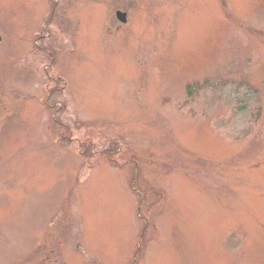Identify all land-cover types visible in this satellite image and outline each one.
<instances>
[{"label": "rangeland", "instance_id": "obj_1", "mask_svg": "<svg viewBox=\"0 0 264 264\" xmlns=\"http://www.w3.org/2000/svg\"><path fill=\"white\" fill-rule=\"evenodd\" d=\"M0 264H264V0H0Z\"/></svg>", "mask_w": 264, "mask_h": 264}, {"label": "water", "instance_id": "obj_2", "mask_svg": "<svg viewBox=\"0 0 264 264\" xmlns=\"http://www.w3.org/2000/svg\"><path fill=\"white\" fill-rule=\"evenodd\" d=\"M117 18L123 23L127 22V14H125V13L118 12L117 13Z\"/></svg>", "mask_w": 264, "mask_h": 264}, {"label": "trees", "instance_id": "obj_3", "mask_svg": "<svg viewBox=\"0 0 264 264\" xmlns=\"http://www.w3.org/2000/svg\"><path fill=\"white\" fill-rule=\"evenodd\" d=\"M109 157V156H108Z\"/></svg>", "mask_w": 264, "mask_h": 264}]
</instances>
